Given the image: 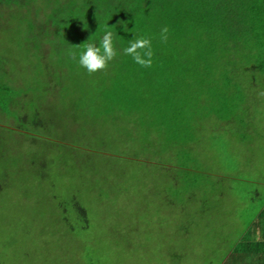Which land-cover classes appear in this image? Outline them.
Instances as JSON below:
<instances>
[{"label": "rangeland", "instance_id": "374dc122", "mask_svg": "<svg viewBox=\"0 0 264 264\" xmlns=\"http://www.w3.org/2000/svg\"><path fill=\"white\" fill-rule=\"evenodd\" d=\"M41 1L30 10L0 1V47L20 37L40 43L30 27L46 22ZM42 43L40 64L31 47L28 59L3 63L9 76L0 69L41 118L24 122L0 101L3 264H215L225 256L242 228L236 213L251 216L264 201V70L231 52L230 70L200 72L213 74L201 92L175 94L200 112L183 114L191 102L171 101L178 114L163 123L169 107L158 98L168 87L154 102L126 82L119 97L95 104L69 46L53 55Z\"/></svg>", "mask_w": 264, "mask_h": 264}, {"label": "trees", "instance_id": "16d2710c", "mask_svg": "<svg viewBox=\"0 0 264 264\" xmlns=\"http://www.w3.org/2000/svg\"><path fill=\"white\" fill-rule=\"evenodd\" d=\"M6 1L21 10L29 6L30 10L38 0ZM41 2L46 10L44 13L46 22L38 28L30 27V35L33 37V34H36L34 32H37L39 39L34 40L40 43L32 45L29 41L26 42L25 38L20 37L11 43L15 48L11 49L10 44L6 42L0 47V69L2 67L5 76H9V67L4 69L3 63L8 62V59L11 61L8 63L12 64L15 60L19 61V58L28 59L31 47L35 48L36 57L39 59L36 63L40 64L41 55L46 56L43 49H40L44 46L42 42L55 47L53 55L57 51L61 53L60 48L63 49V46H69L68 51L77 53L72 56H77L78 60V52L84 44L98 43V37L103 35V30L106 27L112 28L118 36L117 47L120 49V54L106 69L89 73V87L93 86L97 92L94 103H101V99L115 98V94L119 97L120 94L117 92H122L126 82V87L130 86L132 91L137 90L136 92L141 91V93L146 91V95L154 102H157V97H153L156 91L162 86L168 87L169 98L167 96L158 98L159 103L169 107L168 111L161 113V117L158 118L159 122L165 123V120H171L170 117L178 114L171 101L177 104L181 102L186 106L191 102L190 106L182 108L183 114L200 112L197 109L198 102L188 101L187 97L180 95L177 97L175 94H178L182 86L188 87L189 92H195L196 86L203 87L199 86L201 79L204 84L207 77L213 74L200 75L202 70L204 72H212L218 68L230 70L233 63L231 52L250 59L251 64L255 63L257 68L264 70V0H42ZM122 26H127L131 31L124 32ZM164 27L169 29L167 40L160 37L161 29ZM134 34L152 38L153 64L150 68L137 65L131 57L123 54V47L127 46ZM91 36L97 37V40L90 41ZM66 58L64 60L69 61L70 58ZM189 60L190 65H187ZM102 71L112 75L108 82L106 72H103L104 75L99 82L95 81V75H101ZM111 83L116 91L108 90ZM199 89L201 92L202 88ZM15 90L16 85L13 82L6 83L0 80V101L11 102L12 107L17 110L14 113L19 115L20 120L28 123L40 122V113L36 104L31 106L29 101L24 103L19 98L21 93ZM124 95H128L129 99L133 98L131 93L122 94V97ZM169 102L172 108L168 105ZM192 103L196 104V108L191 109ZM186 120L185 118L182 121ZM76 207L77 210L86 212L80 202ZM0 264H3L2 251Z\"/></svg>", "mask_w": 264, "mask_h": 264}, {"label": "clouds", "instance_id": "9594fccd", "mask_svg": "<svg viewBox=\"0 0 264 264\" xmlns=\"http://www.w3.org/2000/svg\"><path fill=\"white\" fill-rule=\"evenodd\" d=\"M123 31H131L127 26H122ZM169 29L164 27L161 29L160 37L167 40ZM90 41H96L97 37L91 36ZM118 36L115 35V30L105 28L103 35L98 37L97 42H89L83 45V48L78 52V65L88 73H96L106 69L110 62L119 54L120 49L117 47ZM123 54L131 57L134 63L141 67L150 68L153 64L152 38L145 35L134 37L128 41L127 46L123 47ZM70 55L77 53L70 50Z\"/></svg>", "mask_w": 264, "mask_h": 264}, {"label": "crops", "instance_id": "0c3cea01", "mask_svg": "<svg viewBox=\"0 0 264 264\" xmlns=\"http://www.w3.org/2000/svg\"><path fill=\"white\" fill-rule=\"evenodd\" d=\"M259 190L260 188L256 186L254 192L259 193ZM251 210H254L251 216L241 213L237 218L236 213L235 222L238 220L242 222L240 233L234 243L228 244L230 246L224 252L225 256L220 257L215 264H264V201ZM233 240L232 236L231 241Z\"/></svg>", "mask_w": 264, "mask_h": 264}]
</instances>
